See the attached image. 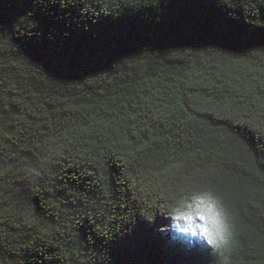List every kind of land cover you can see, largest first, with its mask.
Masks as SVG:
<instances>
[{"label": "trees", "instance_id": "trees-1", "mask_svg": "<svg viewBox=\"0 0 264 264\" xmlns=\"http://www.w3.org/2000/svg\"><path fill=\"white\" fill-rule=\"evenodd\" d=\"M193 188L264 264V0H0V264H220Z\"/></svg>", "mask_w": 264, "mask_h": 264}, {"label": "clouds", "instance_id": "clouds-1", "mask_svg": "<svg viewBox=\"0 0 264 264\" xmlns=\"http://www.w3.org/2000/svg\"><path fill=\"white\" fill-rule=\"evenodd\" d=\"M163 211L169 220L167 231L173 239L184 237L189 245L198 241L219 258L220 264H230L236 245L235 226L223 198L214 190L190 189Z\"/></svg>", "mask_w": 264, "mask_h": 264}, {"label": "rangeland", "instance_id": "rangeland-1", "mask_svg": "<svg viewBox=\"0 0 264 264\" xmlns=\"http://www.w3.org/2000/svg\"><path fill=\"white\" fill-rule=\"evenodd\" d=\"M163 215H164V217H167L165 213H163ZM168 224H169V220H168ZM167 227H168V225L165 223L163 226H161L159 228L161 229V228H167Z\"/></svg>", "mask_w": 264, "mask_h": 264}]
</instances>
